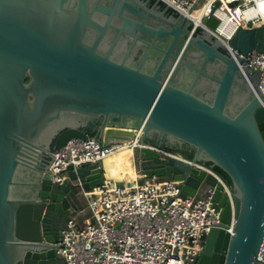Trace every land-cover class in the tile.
<instances>
[{
  "label": "water",
  "instance_id": "obj_1",
  "mask_svg": "<svg viewBox=\"0 0 264 264\" xmlns=\"http://www.w3.org/2000/svg\"><path fill=\"white\" fill-rule=\"evenodd\" d=\"M159 1L0 0V264H66L57 243L67 218L86 211L91 191L154 176L176 182L182 199L211 198L222 209L202 236L198 264H264V93L260 70L245 63L252 50L264 52V24L239 29L234 52L165 2L158 14ZM150 15L169 28L149 26ZM190 26L204 57L180 86L173 78L180 62L189 64L171 51ZM111 27L114 43L100 51ZM135 31L174 36L152 72L144 69L147 54L132 61V47L123 58L113 54L123 33L137 39ZM85 128L102 147L132 140L135 129L144 145L175 152V143L186 144L194 151L188 160L228 175L232 198L212 173L147 146L133 150L136 178L109 176L104 159L69 166V179L54 182L45 160L51 155L50 166L57 165L54 141Z\"/></svg>",
  "mask_w": 264,
  "mask_h": 264
},
{
  "label": "built area",
  "instance_id": "obj_2",
  "mask_svg": "<svg viewBox=\"0 0 264 264\" xmlns=\"http://www.w3.org/2000/svg\"><path fill=\"white\" fill-rule=\"evenodd\" d=\"M234 52L230 40L239 29L264 24V0H162ZM216 19L214 27L209 25ZM250 69H259V88L264 93V52L252 50L245 56ZM142 130L123 144L103 147L88 137L69 139L57 151V165L50 166L54 182L69 179V166L97 163L124 148L150 147L212 173L207 165L193 163L177 152H168L141 142ZM174 181L154 176L142 185H101L91 191L86 211L67 219L56 253L66 264H198L202 236L218 225L221 211L211 198L180 197ZM259 259L264 262V238Z\"/></svg>",
  "mask_w": 264,
  "mask_h": 264
},
{
  "label": "flooded vegetation",
  "instance_id": "obj_3",
  "mask_svg": "<svg viewBox=\"0 0 264 264\" xmlns=\"http://www.w3.org/2000/svg\"><path fill=\"white\" fill-rule=\"evenodd\" d=\"M94 1L96 0H93V2ZM109 1L110 0H103V2H105L106 4ZM142 2L144 3L146 2L149 7H153V5L156 4L152 0H142ZM159 5L161 4L159 3ZM135 6L138 7L142 13L146 14V12L140 6L138 5H135ZM165 7L166 6H162V5L160 7H157V11H158L157 13L159 14L160 12H162ZM155 10H156V7H155ZM125 13L129 15L130 17H133L137 20H142L140 17L134 15L133 13L126 12V11ZM173 13L174 12L168 10L167 15L170 16ZM99 16L101 18L103 17V15H99ZM120 21L121 20L119 18L115 19L116 23H119ZM147 24L154 28H159L160 26L169 28L166 22H164L161 18L155 15H150L148 17ZM191 30H192V27L190 26L189 31L182 30L181 33H179L175 41V44L173 46V49L171 51V54L177 56L178 59L183 58L189 64L187 65V64H184L183 62H180L179 67L177 69V73L175 77L173 78V81L177 85H180V86L186 85L187 83H189V80L195 73V70L192 68V66H200V64L203 61V57H204L203 53L200 50L196 49L191 42L192 37L196 34V33L192 34ZM95 33H96L95 31L92 32L91 34L92 37L95 36ZM135 33L139 35L137 39L129 34L123 33L113 54L117 58H123L127 54V52H129L130 48L132 47V51L130 55V58L132 59V61H134L135 63H139V61L147 54V61L145 63L144 69L149 72H152L155 70V68L157 67L161 59L163 58L164 51L168 50L169 47L171 46L174 40V36L171 34H168L164 38L159 37L155 39L153 36L145 32L135 31ZM116 35H117V29H115L114 27H111L107 32V36H106L107 38L101 44L100 51H103V52L108 51L109 48L112 47ZM171 59L172 58L169 57L168 64L172 62ZM152 139L155 142L161 141V138L158 135H154ZM173 146L178 149L191 150V148L187 146L186 144L175 143ZM45 160H46L47 165H49L50 167L51 155H47ZM34 177H35V174L30 175V178H34Z\"/></svg>",
  "mask_w": 264,
  "mask_h": 264
},
{
  "label": "trees",
  "instance_id": "obj_4",
  "mask_svg": "<svg viewBox=\"0 0 264 264\" xmlns=\"http://www.w3.org/2000/svg\"><path fill=\"white\" fill-rule=\"evenodd\" d=\"M153 2H156L157 0H152ZM159 3L162 6H166V4L162 1H159ZM170 11L174 12V10H172L171 8L169 9ZM199 31H197L196 33H198ZM94 133L85 128V129H81V130H65L63 131L54 141L53 143V149L57 150L59 148H61L69 139L74 138V137H93ZM155 142V141H153ZM175 152L180 153L181 155H183L186 158H192L194 151L193 150H183V149H174ZM210 163H208L209 165ZM215 171L227 182V184L232 187V181L230 180V178L228 177V175L219 167L215 168Z\"/></svg>",
  "mask_w": 264,
  "mask_h": 264
},
{
  "label": "bare ground",
  "instance_id": "obj_5",
  "mask_svg": "<svg viewBox=\"0 0 264 264\" xmlns=\"http://www.w3.org/2000/svg\"><path fill=\"white\" fill-rule=\"evenodd\" d=\"M128 149L124 148L123 150ZM131 149V148H130ZM123 150H120L119 152L115 153L114 155H111L107 157L106 162L109 170V176L112 177H126V178H136L137 174L136 172L132 171L133 168L132 165V159L131 156L133 154V151L130 150L129 155L119 159V163L116 162L115 158L117 155H119ZM132 160V161H131Z\"/></svg>",
  "mask_w": 264,
  "mask_h": 264
},
{
  "label": "crops",
  "instance_id": "obj_6",
  "mask_svg": "<svg viewBox=\"0 0 264 264\" xmlns=\"http://www.w3.org/2000/svg\"><path fill=\"white\" fill-rule=\"evenodd\" d=\"M122 155H123V153L121 152L119 155H117L116 157H114L117 163H119V159H121ZM131 159L133 160V161L132 160L131 161H132V165L134 167V170L136 171V174L138 175L139 171H137L136 168H135L134 154H132Z\"/></svg>",
  "mask_w": 264,
  "mask_h": 264
},
{
  "label": "rangeland",
  "instance_id": "obj_7",
  "mask_svg": "<svg viewBox=\"0 0 264 264\" xmlns=\"http://www.w3.org/2000/svg\"><path fill=\"white\" fill-rule=\"evenodd\" d=\"M130 150H131L130 148L123 150V151H122L123 155H122L121 158H124V157L128 156ZM120 160H121V159H120ZM131 170L134 171V172H136V171L134 170V167H133Z\"/></svg>",
  "mask_w": 264,
  "mask_h": 264
}]
</instances>
